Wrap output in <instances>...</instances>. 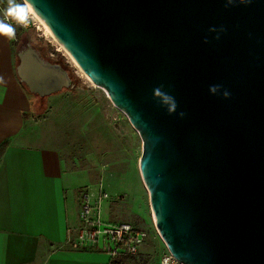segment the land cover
Returning a JSON list of instances; mask_svg holds the SVG:
<instances>
[{"label": "water", "instance_id": "obj_1", "mask_svg": "<svg viewBox=\"0 0 264 264\" xmlns=\"http://www.w3.org/2000/svg\"><path fill=\"white\" fill-rule=\"evenodd\" d=\"M29 3L139 133L167 249L184 264H264V0ZM19 59L31 93L71 85L34 51ZM216 84L230 97L211 94ZM160 87L175 97V114Z\"/></svg>", "mask_w": 264, "mask_h": 264}, {"label": "rangeland", "instance_id": "obj_2", "mask_svg": "<svg viewBox=\"0 0 264 264\" xmlns=\"http://www.w3.org/2000/svg\"><path fill=\"white\" fill-rule=\"evenodd\" d=\"M28 23L15 37L18 54L31 50L47 63L61 64L71 85L43 98L34 96L36 105L23 132L25 142L57 150L65 168L84 177L87 184L77 189L80 203L85 192L107 193L111 197L107 221L131 223L147 232L144 248L127 264H160L168 249L155 226L141 176L144 146L139 133L107 91L85 78L32 12Z\"/></svg>", "mask_w": 264, "mask_h": 264}, {"label": "crops", "instance_id": "obj_3", "mask_svg": "<svg viewBox=\"0 0 264 264\" xmlns=\"http://www.w3.org/2000/svg\"><path fill=\"white\" fill-rule=\"evenodd\" d=\"M15 42L0 36V148L8 143L0 161V264H111L100 250L72 245L80 228L77 189L87 181L65 168L57 150L23 138L34 100L19 76Z\"/></svg>", "mask_w": 264, "mask_h": 264}, {"label": "built area", "instance_id": "obj_4", "mask_svg": "<svg viewBox=\"0 0 264 264\" xmlns=\"http://www.w3.org/2000/svg\"><path fill=\"white\" fill-rule=\"evenodd\" d=\"M28 21L19 23L10 17L6 20L15 28H28ZM110 199L107 193L96 196L87 192L83 194L79 214L80 228L72 245L75 249L100 250L109 255L112 260L136 256L146 243L148 234L131 223L115 224L105 220L103 208L105 202H109ZM165 260L167 264H184L169 250L162 256L160 264H164Z\"/></svg>", "mask_w": 264, "mask_h": 264}, {"label": "clouds", "instance_id": "obj_5", "mask_svg": "<svg viewBox=\"0 0 264 264\" xmlns=\"http://www.w3.org/2000/svg\"><path fill=\"white\" fill-rule=\"evenodd\" d=\"M236 0H228L229 4H234ZM31 12V5L29 0H8L7 6L3 10L4 20H0V36H5L8 38H13L15 36V27L12 23L6 22L7 18H12L19 23H27L29 19V13ZM216 29L213 28L212 31ZM219 38V37H217ZM209 91L213 95L220 94L222 91L223 97L225 99L230 97V92L226 89L222 90L221 85H210ZM154 92L157 96L162 97V103L166 106L170 114H175L177 112L178 104L172 95L167 92L162 91L161 87L154 89ZM179 115L181 118L184 117L185 113L180 112ZM164 264H167V260L164 261Z\"/></svg>", "mask_w": 264, "mask_h": 264}, {"label": "trees", "instance_id": "obj_6", "mask_svg": "<svg viewBox=\"0 0 264 264\" xmlns=\"http://www.w3.org/2000/svg\"><path fill=\"white\" fill-rule=\"evenodd\" d=\"M7 6V1L6 0H0V7L3 9V8H5ZM20 28H15V37L18 35V33L20 32ZM20 63V59L17 57V65ZM58 65H61V64H58ZM62 66V65H61ZM63 67V66H62ZM64 68V67H63ZM65 69V68H64ZM33 97H32V99L34 98V96H36V97H38V98H42V97H40V96H38V95H32ZM35 101H33V109L29 112V113H27V114H25V119L26 120H28L30 117H31V112L34 110V108H35ZM7 145H8V143L6 142L3 146H1V148H0V161H1V158H2V156H3V154H4V151H5V149H6V147H7ZM128 258L129 257H121V258H119V259H115V260H113L112 261V263L111 264H127V261H128Z\"/></svg>", "mask_w": 264, "mask_h": 264}, {"label": "bare ground", "instance_id": "obj_7", "mask_svg": "<svg viewBox=\"0 0 264 264\" xmlns=\"http://www.w3.org/2000/svg\"><path fill=\"white\" fill-rule=\"evenodd\" d=\"M31 12L37 17V19L41 22V24H43V26L45 27L46 31L49 33V35L55 40V42L63 49V51L66 52V54L69 56V58L71 60L74 61V63L78 66V68L81 70V72L83 73V75L85 76L86 79H88L89 82H91L93 85H95L96 87L98 86L95 82H93L88 75L83 71V69L79 66V64L75 61V59L70 55V53L63 47V45L57 40V38L54 36V34L51 32V30L49 29V27L46 25V23L39 17V15L35 12V10L31 7ZM30 51V50H29ZM27 66V65H26ZM23 75V73H22Z\"/></svg>", "mask_w": 264, "mask_h": 264}]
</instances>
